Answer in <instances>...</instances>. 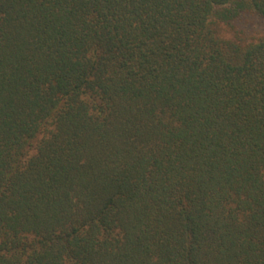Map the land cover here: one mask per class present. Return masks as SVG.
<instances>
[{"label":"trees","instance_id":"16d2710c","mask_svg":"<svg viewBox=\"0 0 264 264\" xmlns=\"http://www.w3.org/2000/svg\"><path fill=\"white\" fill-rule=\"evenodd\" d=\"M264 0H0V264H264Z\"/></svg>","mask_w":264,"mask_h":264},{"label":"rangeland","instance_id":"374dc122","mask_svg":"<svg viewBox=\"0 0 264 264\" xmlns=\"http://www.w3.org/2000/svg\"><path fill=\"white\" fill-rule=\"evenodd\" d=\"M217 32L225 39H242L244 42L256 40L264 36V27L261 20L255 16H243L231 27L219 24Z\"/></svg>","mask_w":264,"mask_h":264}]
</instances>
